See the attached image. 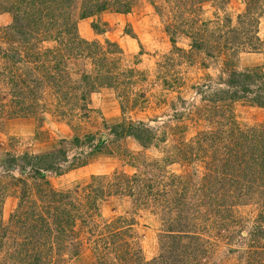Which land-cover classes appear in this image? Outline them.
<instances>
[{
    "label": "trees",
    "instance_id": "trees-1",
    "mask_svg": "<svg viewBox=\"0 0 264 264\" xmlns=\"http://www.w3.org/2000/svg\"><path fill=\"white\" fill-rule=\"evenodd\" d=\"M78 1L77 16L72 18L70 11L74 0H0V13L10 15V22L0 26V40L4 38L12 41L6 50L0 47V57L5 63L7 60L11 61L10 65L6 63L0 68V75L11 73L8 83L17 88L19 81L25 79L21 75L16 76L13 70L19 68L17 63L25 54L28 62H35L27 73L40 71L42 76L36 77L35 81H46L53 93H62L61 98L68 105L70 98L74 99V94H66L61 88L67 85L66 81H72L65 65L66 57L87 56L93 64L94 74L87 78L82 85L86 88L76 98L80 99L79 108L88 110V93L99 87L114 88L120 85L123 72L127 73L128 81L132 70H122L120 67L118 60H121L122 49L114 41L105 40L101 44L96 39L87 40L79 36L76 19L92 17L106 9L125 14L131 10L135 0ZM202 1H210L221 8L229 0L167 1L173 20L169 26L172 28L169 42L174 49H178L173 33L176 27L184 25L186 29L183 27V33L188 38L189 51L202 50L213 54L216 50L214 55L222 53L225 56L222 85L213 89L212 95L201 94L208 97L210 104H215L213 109L207 107L203 112L204 116L215 120L216 127L197 131L188 141L179 138L181 150H177L175 145L162 149L163 156L152 160L151 166L161 171L155 180L140 171L127 174L115 170L109 176L90 175L81 188V199L70 191L51 188L45 179V172L60 174L85 165L87 157L100 149L103 139L99 138L96 144H91L88 152L79 150L72 156H68L64 148L58 147L41 153L8 157L5 164L17 166L21 176L31 179L33 187L22 178L12 177L20 182L21 189L6 223H2L0 219V264H59L63 254L76 255L80 244L76 237L78 232L74 229L76 220L86 223L83 213L101 218L98 202L116 195H128L136 205L150 207L152 212L157 209L165 217L162 232L157 234V253L144 259L139 247L129 249L131 243L126 238L130 237L129 231L132 230L133 223L130 222L131 219L119 216L103 222L105 233H99L92 239V254L96 264H194L206 250V246L203 247L204 240L197 230H204L208 220L216 230H226L229 221L232 222L231 207L250 201L259 205V209L250 229L245 232V264H261L262 243L259 240L264 236V122L241 128L232 113H225V109L241 100L264 111L262 67L257 65L235 69L230 64L240 51L257 52L264 49V37L258 35V23L264 15V0H240L243 8L234 16L228 13L221 16L215 14L213 18L198 23L194 16L187 14L194 13L192 5ZM101 24L107 25L105 21H101ZM90 28L94 33L103 31L96 20L90 22ZM126 34L134 37L130 31ZM16 40L26 48L23 55H20L19 48L15 45ZM48 40L55 42L54 48H41L37 45L39 41ZM112 54L119 56L114 58ZM37 96H40L39 92L34 94V97ZM11 100L18 105L21 99ZM29 104L25 106L39 107L35 99ZM2 105L0 102V110ZM119 105L120 109L124 108V101ZM19 109V114H23V108L19 106ZM28 111L31 112L26 110L25 113ZM57 112L62 116L66 111L58 109ZM218 119L221 121H217ZM108 132L116 137L130 136L141 148L165 139L163 130L157 132L142 121L121 120L111 124ZM84 137V141L91 139V136ZM71 143L77 145L78 137H72ZM177 151L182 156L190 157L189 164L195 161L201 163L202 172L198 182H193L189 174H182L175 181L179 188L158 193L159 180L163 179L167 164L177 160ZM61 164L67 165L62 169ZM161 174L163 176L159 178ZM172 177L169 179L170 186H173ZM38 179L40 181L37 182ZM5 190L6 185L0 178V214ZM149 196L153 200L158 197L157 204H149ZM80 200L83 201L82 204L77 203ZM93 225L97 226L96 223ZM88 231L91 232L90 229ZM227 250L232 249L227 247ZM110 251L114 254L112 259H109Z\"/></svg>",
    "mask_w": 264,
    "mask_h": 264
},
{
    "label": "rangeland",
    "instance_id": "rangeland-1",
    "mask_svg": "<svg viewBox=\"0 0 264 264\" xmlns=\"http://www.w3.org/2000/svg\"><path fill=\"white\" fill-rule=\"evenodd\" d=\"M167 1L135 0L131 10L125 14L106 9L98 15L76 19L79 36L87 40L96 39L101 44L105 40L114 41L122 49L121 60H118L120 67L122 70H132L128 81H126L127 73L123 72L120 85L114 88L103 86L88 93L86 98L88 110L79 108L80 99L76 97L86 88L82 85L87 78L94 74L89 57H66L65 65L72 81H66L67 85L61 88L64 93L75 95L72 96L74 99L70 98V104L66 105L61 98L62 93H53L46 81H35L36 77L42 76L40 71L27 73L35 62L27 61L25 54L23 55L25 46L16 40L15 45L23 57L17 63L19 68L14 69L13 72L16 76L21 75L25 81H19V86L13 88L8 83L9 75L12 74L7 72L0 75V102L3 103L0 110V178L6 185L0 214L2 223H6L16 204V195L21 189L20 182L13 180L12 177L22 178L32 186L31 179L28 176H21L17 166L5 164V160L10 156L18 157L23 153L36 154L58 147L64 148L66 154L72 156L79 150L88 152L91 144H96L99 138L103 139L100 149L87 157L84 167L78 166L60 174L45 172V179L51 188L70 191L81 199L83 195L81 188L89 180L90 175L109 176L115 170L127 174L140 171L155 180L161 171L151 166L152 160L163 156L162 149L175 145L178 147L177 150H181L179 138L188 141L197 131L216 127L215 120L204 116L203 111L207 107L210 109L215 107V104L207 101V96L212 95L213 89L222 85V78L225 75L223 66L225 56L222 53L214 55L216 52L214 49L213 54H207L202 50L189 51V41L183 33L184 25L180 28L176 27L173 33L175 46L178 48L174 49L169 42V37L172 35L169 34L172 29L169 26L172 25L173 20L168 11ZM78 3V0H74L71 6L72 18L77 16ZM192 6L195 9L194 13L187 15L194 16L199 23L213 18L215 14L221 16L223 13H228L234 16L242 10L243 3L240 0H229L224 7L217 8L210 1H202ZM92 20H96L100 28L103 27L101 33H94L91 30ZM101 21H105L107 25L103 26ZM9 22L10 15L6 12L0 13V26ZM165 27H168V30ZM125 31H130L134 37H130ZM258 35L264 37V15L258 23ZM11 43V40L7 41L3 38L0 40V47L6 50ZM37 45L41 48H54L55 42L39 41ZM107 56L111 57L109 54ZM118 56L112 54L114 58ZM7 61V65H10L11 61ZM6 63L0 57V68ZM230 64L235 69L258 65L264 72V49L257 52L240 51ZM32 91L34 94L39 92L40 96L34 97ZM201 94L207 96L203 97ZM11 98L21 100L16 105ZM30 99H35L39 107L25 106L32 101ZM123 101L124 108L120 109L119 104ZM19 106L23 108V114H19ZM58 109L66 112L61 116L57 112ZM26 110L31 112L28 111L26 113L29 114H26ZM225 111L232 113L241 128L264 122V111L246 101H235ZM121 120L142 121L155 128L157 132L163 130L165 139L163 142L141 148L130 136L116 137L110 134L108 127ZM84 136H91V139L84 141ZM72 137H78L77 145L71 143ZM176 158L177 160L167 164L163 179L158 181V193L178 187V182L175 181H178V176L181 177L182 174H189L193 182H198L202 172L201 163L195 161L189 164L190 157L182 156L179 151ZM66 165L61 164V168ZM162 176L163 174L159 178ZM171 177L174 179L173 186L169 183ZM149 197V204H157L158 197L154 200ZM77 203L82 204L83 201ZM258 209L259 205L251 201L233 205L230 209L232 222L229 221L224 231L216 230L208 220L204 230H197L204 240L203 247L206 246V250L194 264H245L247 254L245 232L253 224ZM98 212L101 218L83 213L87 222L82 224L79 219L76 220L74 229L78 232L76 237L80 241L78 253L63 254L59 264H96L92 254V239L99 233H105L103 222L119 216L131 219L130 222L133 223L132 230L129 231L130 237L126 238L131 243L129 249L139 247L144 259L156 255L157 234L162 232L163 218H165L157 209L152 212L150 207L143 208L136 205L128 195H116L99 201ZM195 222L197 223L198 220ZM93 223L97 226L95 227ZM89 229L91 232L88 231ZM259 241L262 243L261 264H264V236ZM227 247H231L232 250H227ZM113 255L110 251L109 259H112Z\"/></svg>",
    "mask_w": 264,
    "mask_h": 264
},
{
    "label": "crops",
    "instance_id": "crops-1",
    "mask_svg": "<svg viewBox=\"0 0 264 264\" xmlns=\"http://www.w3.org/2000/svg\"><path fill=\"white\" fill-rule=\"evenodd\" d=\"M85 165H83L82 167H84ZM80 168V167H79Z\"/></svg>",
    "mask_w": 264,
    "mask_h": 264
}]
</instances>
